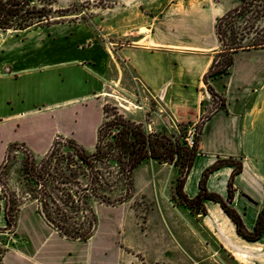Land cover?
<instances>
[{
	"label": "crops",
	"instance_id": "crops-1",
	"mask_svg": "<svg viewBox=\"0 0 264 264\" xmlns=\"http://www.w3.org/2000/svg\"><path fill=\"white\" fill-rule=\"evenodd\" d=\"M160 3L157 7L149 6V27L141 32L146 33L145 44L122 46L117 53L164 113L151 111L149 120L155 124L154 132L166 129L176 134L179 125L192 131L209 115L201 127L197 154L185 178L183 192L189 198L195 197L202 172L215 161L229 158L240 161L242 170L233 179L234 193L229 206L240 215L244 227L252 231L264 200V48L234 53L227 72L208 80L213 92L224 101V106L215 107L203 77L221 48L215 31L216 20L223 14L219 3L214 0ZM8 61L13 70L0 73L3 89L0 103L11 106L16 100L13 91L21 86L17 96L29 110L9 117L18 122L31 120L33 124L41 108L34 102L37 97L34 90L23 87L39 74L40 66L53 60L25 53ZM82 68L93 83L92 90L59 104L70 106L75 119L80 118L90 102L99 103L106 95V86H110L107 82H113L107 70L93 71L83 65ZM56 106L48 102L44 109L53 112ZM12 109L14 106L8 111ZM145 117L128 118L144 126ZM98 125L99 120L93 127L95 138ZM61 137H64L62 133L52 134L38 155H43L52 141ZM19 143L29 148L24 141ZM143 166L133 173V198L138 192L149 204L143 220L139 222L132 199L111 208H123L124 216L136 223V241L140 247L149 249V257L135 255L136 248L125 240L128 233L122 224L108 231L113 235L110 244L90 245L93 234L82 248L73 246L75 241L59 236L39 215L49 228L47 235L41 236L35 230L17 235L20 243L8 248L3 261L6 264H264V234L255 242L246 241L214 201H204L205 215L178 204L174 199L178 168L154 160H149V172H144ZM232 170V166H222L212 172L206 180L207 191L226 201ZM138 171L142 177L149 174L144 182H137ZM112 253L117 255L114 261Z\"/></svg>",
	"mask_w": 264,
	"mask_h": 264
},
{
	"label": "trees",
	"instance_id": "trees-1",
	"mask_svg": "<svg viewBox=\"0 0 264 264\" xmlns=\"http://www.w3.org/2000/svg\"><path fill=\"white\" fill-rule=\"evenodd\" d=\"M56 1L0 0V30L26 31L51 26L69 12L68 9H55ZM238 1L237 7L216 20L215 31L221 48L203 77L215 107L224 106V101L213 92L208 80L227 72L234 53L264 48V0ZM101 110L102 121L96 130L92 152L72 139L63 138H55L39 159L17 142L8 146L0 162L4 229H14L20 210L32 203L44 222L59 236L86 242L97 228L93 205L115 207L131 199L134 171L142 163L154 160L179 169L174 187V199L178 204L205 215L204 201H214L234 223L240 237L255 242L263 236L264 200L252 231L244 227L240 215L229 206L234 193L233 179L242 170L240 161L231 158L215 161L202 172L195 197L189 198L183 192L185 178L197 154L201 127L209 115L197 123L194 145L188 147L181 141L185 138L184 131L179 135L165 130L149 133L143 124L126 117L115 103L106 102ZM222 166L233 167L226 201L206 189L208 176ZM7 250L0 244V264Z\"/></svg>",
	"mask_w": 264,
	"mask_h": 264
},
{
	"label": "rangeland",
	"instance_id": "rangeland-1",
	"mask_svg": "<svg viewBox=\"0 0 264 264\" xmlns=\"http://www.w3.org/2000/svg\"><path fill=\"white\" fill-rule=\"evenodd\" d=\"M161 1L163 0H102L99 3V0H57L55 9H68L69 12L66 16L59 17V20L53 22L51 26L26 31L0 30L1 74L12 72L13 68L8 66L10 58H20L25 53L48 56L53 60L49 65L40 66L39 74L33 76L26 83V87H23L34 90L37 94L34 102L37 108H41L39 117L33 124L30 123L31 120L18 122L9 117L29 110V107L23 105L17 96L18 89L22 90L21 86L13 91L12 96H15L16 100L11 106H14V110L8 111L11 106L0 103V162L11 143L23 141L39 159L42 155L38 154L44 150L51 135L56 132L62 133L64 137L61 138L72 139L86 151L92 152L95 143L93 127L98 120L99 124L102 121L101 108L106 102L117 104L127 117L143 119L146 116L143 128L146 132H154L155 124L150 122L149 115L152 114L151 111L157 113L162 111H159L160 107L156 100L134 79L135 74L132 68L119 57L117 50L122 46L145 44L143 38L146 33L141 32L149 27V6L157 7ZM175 1L179 0H168V3ZM217 3H219L220 11L223 12L222 15L239 5L238 0H218ZM90 58L96 60L92 62ZM82 65L93 71L97 68L109 71L113 79L111 83L115 86H106L104 91L106 95L100 99L99 103L90 102L80 118L75 119L69 109L70 106L65 107L59 104L92 90L93 83L88 80L89 76L85 72L87 70L83 69ZM2 91L1 86L0 95ZM48 102L57 104L53 112L44 109ZM181 131H184L185 137L189 134L194 137L196 135V132L189 130L187 126L181 128L178 126L176 134L179 135ZM181 141L184 142L185 138ZM19 144L25 146L24 143ZM184 145L187 146L186 142ZM142 164H144V172H149V161ZM135 175L139 183L144 182L149 176L147 174L142 177L139 171ZM136 194L135 198L132 196L131 203L137 209L140 222L149 210V204L141 195H138V192ZM93 206L97 217V228L94 238L92 237L93 240H90V245L110 244L113 235L111 236L108 231L122 224L128 233L125 240L136 248L137 252L133 250L135 255L149 257V249L140 247L139 242L136 241L137 233H134L137 229L136 223L129 219L130 217L127 219L124 216L123 208L115 209L97 204ZM4 227L6 223L3 216V202L0 201V244L6 248L18 245L20 242L17 241L16 236L27 233L29 230H35L41 236L47 235L49 231L32 203L26 204L20 210L14 229L6 230ZM75 242H72L73 246L82 248L89 243ZM66 245L70 244L66 243ZM116 256L112 253L111 260L114 261ZM138 258L135 260L138 261ZM3 264L6 263L3 261Z\"/></svg>",
	"mask_w": 264,
	"mask_h": 264
},
{
	"label": "built area",
	"instance_id": "built-area-1",
	"mask_svg": "<svg viewBox=\"0 0 264 264\" xmlns=\"http://www.w3.org/2000/svg\"><path fill=\"white\" fill-rule=\"evenodd\" d=\"M193 131H195V129ZM194 138L195 137L192 134H189L187 137H185V142L188 147H192L194 145Z\"/></svg>",
	"mask_w": 264,
	"mask_h": 264
},
{
	"label": "water",
	"instance_id": "water-1",
	"mask_svg": "<svg viewBox=\"0 0 264 264\" xmlns=\"http://www.w3.org/2000/svg\"><path fill=\"white\" fill-rule=\"evenodd\" d=\"M107 84H108V85H110V86H114V85H112V84H111V83H109V82H107ZM172 166H173V165H172ZM169 202H170V201H169ZM223 264H224V263H223Z\"/></svg>",
	"mask_w": 264,
	"mask_h": 264
}]
</instances>
